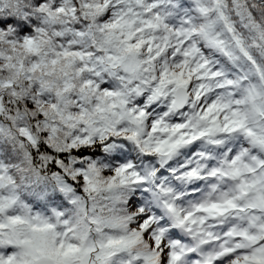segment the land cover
I'll list each match as a JSON object with an SVG mask.
<instances>
[{
  "label": "snow or ice",
  "instance_id": "6c2138e0",
  "mask_svg": "<svg viewBox=\"0 0 264 264\" xmlns=\"http://www.w3.org/2000/svg\"><path fill=\"white\" fill-rule=\"evenodd\" d=\"M0 264H264V0H0Z\"/></svg>",
  "mask_w": 264,
  "mask_h": 264
}]
</instances>
